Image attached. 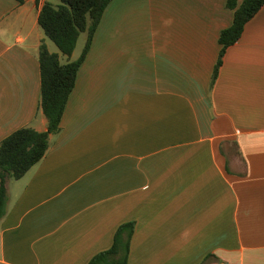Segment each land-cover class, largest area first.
Segmentation results:
<instances>
[{"label": "crops", "instance_id": "0c3cea01", "mask_svg": "<svg viewBox=\"0 0 264 264\" xmlns=\"http://www.w3.org/2000/svg\"><path fill=\"white\" fill-rule=\"evenodd\" d=\"M44 1L0 0V141L47 128ZM226 1L110 0L60 131L6 181L0 264H87L130 221L127 264H264V4L211 83Z\"/></svg>", "mask_w": 264, "mask_h": 264}, {"label": "trees", "instance_id": "16d2710c", "mask_svg": "<svg viewBox=\"0 0 264 264\" xmlns=\"http://www.w3.org/2000/svg\"><path fill=\"white\" fill-rule=\"evenodd\" d=\"M21 1V0H20ZM110 0H45L38 14V24L59 52L49 51L42 42L38 50L40 69L39 109L47 119V128L38 131L30 126L20 127L0 141V218L7 206V179L20 178L37 163L49 147L50 134L60 131V121L66 102L76 82V76L90 47L93 34ZM264 0H227L226 7L234 11L230 26L219 33L221 49L215 64L214 82L226 48L241 35L245 23L262 7ZM86 33L79 56L69 59L78 37ZM68 59L60 60V54ZM134 222L121 224L115 231L112 245L95 254L87 264H127Z\"/></svg>", "mask_w": 264, "mask_h": 264}, {"label": "rangeland", "instance_id": "374dc122", "mask_svg": "<svg viewBox=\"0 0 264 264\" xmlns=\"http://www.w3.org/2000/svg\"><path fill=\"white\" fill-rule=\"evenodd\" d=\"M56 2H58V0H54ZM85 38H86V33H81L78 37V40H77V43H76V46H75V49H74V53H73V58H77L79 56V54L81 53L82 49H83V46H84V43H85ZM46 39V42L49 46V48L54 52V51H57L59 52L57 46L55 45V43L50 40L48 37H45ZM61 54V53H60ZM65 56L63 54H61V61L62 62H65Z\"/></svg>", "mask_w": 264, "mask_h": 264}]
</instances>
